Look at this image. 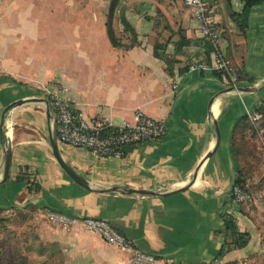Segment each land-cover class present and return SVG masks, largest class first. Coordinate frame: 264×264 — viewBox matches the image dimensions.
Here are the masks:
<instances>
[{"label":"crops","instance_id":"obj_1","mask_svg":"<svg viewBox=\"0 0 264 264\" xmlns=\"http://www.w3.org/2000/svg\"><path fill=\"white\" fill-rule=\"evenodd\" d=\"M105 1L81 15L60 0L50 8L27 0L19 8L22 18L0 21V120L8 109L0 133V182L5 152H12L8 179L0 183V211L27 208L40 221L41 240L54 244L68 264H129L131 254L80 224L53 229L44 211L104 220L158 264H246L264 255V203L243 207L230 198L238 167L231 156L234 127L248 112L264 110V2L250 9L242 32L233 16L241 15L243 0H208L220 48L241 75L230 88L217 72H189L193 62L212 64L184 0H118L111 25L119 47L107 36ZM46 11H56L54 18L45 19ZM64 11L72 17L60 19ZM57 88L88 120L133 124L141 111L166 127L162 139L129 146L121 158L58 144L63 161L90 190L169 193H94L70 180L53 156L45 107L14 106ZM247 182L259 188L264 174ZM224 213L250 238L246 247L216 260L226 239Z\"/></svg>","mask_w":264,"mask_h":264},{"label":"built area","instance_id":"obj_2","mask_svg":"<svg viewBox=\"0 0 264 264\" xmlns=\"http://www.w3.org/2000/svg\"><path fill=\"white\" fill-rule=\"evenodd\" d=\"M184 6L191 12L202 40L209 46L212 64L209 66L205 60L193 62L188 68L189 72H217L224 86L236 88L240 78L220 48V32L211 20L208 0H184ZM43 96L52 106L58 144L86 150L99 158H121L127 147L157 141L166 135L163 121L151 119L141 111L135 112L133 124L125 122L112 126L102 118L86 119L71 100L61 95L60 88L53 93L45 91ZM247 117L255 127L261 120L260 115L254 112H248ZM256 134L264 156V130L259 128ZM230 198L234 204L243 207L264 203V185L254 188L247 181L234 184L230 189ZM45 215L60 226L80 224L85 230L98 234L107 244L131 254L129 264H158L153 255L135 249L128 239L104 220L89 217L78 219L49 211H45Z\"/></svg>","mask_w":264,"mask_h":264},{"label":"rangeland","instance_id":"obj_3","mask_svg":"<svg viewBox=\"0 0 264 264\" xmlns=\"http://www.w3.org/2000/svg\"><path fill=\"white\" fill-rule=\"evenodd\" d=\"M102 0H60V6L65 5L68 9H79V14L85 15L86 8L92 3L99 4ZM33 2H43V5L50 8L53 7V0H30ZM111 0H106L105 3L109 5ZM27 0H0V21L8 23L9 20L16 17L22 18L20 15L25 13L24 10L19 9L21 5L26 4ZM40 5V4H39ZM11 6V7H10ZM35 7L36 5H33ZM23 7V6H22ZM13 8V9H10ZM71 11V10H70ZM56 11H46L43 17L47 20L53 19ZM36 15H42L37 14ZM69 11L60 12V19H70L67 14ZM66 14V15H64ZM41 17V16H40ZM67 30V24H65ZM35 98H41L37 96ZM46 100V97L43 96ZM42 108L45 104H38ZM53 119V116H52ZM54 121V119H53ZM261 128L264 130V124H259L255 127L250 122L246 124L245 128L241 127L236 133L237 151L240 153L235 161L238 163V168L245 174L247 178L261 176L264 174V157L261 155L260 143L256 131ZM250 132H249V131ZM253 134L251 140H241V136L246 132ZM243 137V136H242ZM241 140V142H240ZM6 209L0 211V264H68L63 261L60 256V250L52 243L46 240H41L38 233L40 228V221L32 216L27 208L20 210ZM43 220L53 229L60 228V225L50 221L47 215ZM254 260L248 261L246 264H264V255Z\"/></svg>","mask_w":264,"mask_h":264},{"label":"trees","instance_id":"obj_4","mask_svg":"<svg viewBox=\"0 0 264 264\" xmlns=\"http://www.w3.org/2000/svg\"><path fill=\"white\" fill-rule=\"evenodd\" d=\"M243 2H244V5H243V10H242L241 15L238 17L233 16L235 21H239V26H240V29L242 32L244 31V27L247 24V19H248L250 9L253 6H256V5L263 3L264 0H243ZM117 3H118V0L114 6V9H115ZM121 24L124 28V31L129 32L130 35L133 37L134 36L133 29L130 27V25L123 18L121 19ZM106 31H107V36H108V39H109L111 45L113 47H119L120 43L117 40V38L115 37L111 22H109V21L107 22V25H106ZM237 74L241 80L240 73L237 72ZM47 101H49V100H47ZM257 112H258V114L262 115L261 117H263V118H261V121H260V125H262V123L264 124V110L258 109ZM248 123H249L248 117L244 116L236 124V127H234V130L232 133L233 135H232V148H231V156L234 159V161H235V159H237V156H239V154H240L236 148V146H237L236 145L237 144L236 133L238 132V130L241 127L245 128L246 124H248ZM248 131L244 135H242L243 137L241 136V140H243V139L251 140L252 139L253 134L250 135L249 134L250 131L249 132ZM241 140H240V142H241ZM258 150L260 151L259 148H258ZM260 153H261V151H260ZM261 155H263V154L261 153ZM234 173H235V184L236 185L243 184L247 181L248 178L245 176V174L238 167L235 169ZM18 180H21V178H19ZM220 218H221L222 223H223V227H224L223 231H224V234H225L227 240L225 239V241L222 244L219 252L217 253L216 260L222 259L227 253H229L233 249H242V248L246 247L248 242H249V238H250L248 233H242L239 231L234 218L230 214H226V213L221 214Z\"/></svg>","mask_w":264,"mask_h":264},{"label":"water","instance_id":"obj_5","mask_svg":"<svg viewBox=\"0 0 264 264\" xmlns=\"http://www.w3.org/2000/svg\"><path fill=\"white\" fill-rule=\"evenodd\" d=\"M117 0H111L110 2V7H109V12H108V21L112 22L113 19V11H114V6L116 4ZM35 103V104H45V110H46V117L48 122L51 124V147H52V153L53 156L59 165V167L62 169V171L72 180L76 185L81 187L84 190L91 191L94 193H109V192H115V191H120L122 194L125 195H139V196H151V197H158V196H163L166 193L169 192H147V191H137V190H117L116 188H112L109 190H90L88 188L87 182L84 178L79 176L70 166H68L62 159L61 154L59 152L58 148V141H57V134H56V124L52 119V106L50 102L45 100L44 98H33L28 101H19L14 104V106L23 104V103ZM8 109L3 110L2 115H1V120H0V133L2 134L3 126H4V120H5V114ZM216 134H217V141L218 137L220 135L218 126L216 127ZM11 156L12 152L11 149L8 147L5 156H4V165H3V175H2V181L0 182L1 184L5 183L8 179L9 176V171H10V166H11ZM211 157V153L207 154L204 157V161H207ZM235 184V173H232V183H231V188ZM183 190H177L173 193H178L182 192Z\"/></svg>","mask_w":264,"mask_h":264}]
</instances>
